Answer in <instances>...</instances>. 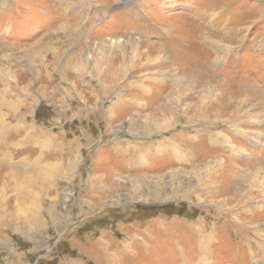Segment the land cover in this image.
Returning <instances> with one entry per match:
<instances>
[{
    "label": "rangeland",
    "instance_id": "obj_1",
    "mask_svg": "<svg viewBox=\"0 0 264 264\" xmlns=\"http://www.w3.org/2000/svg\"><path fill=\"white\" fill-rule=\"evenodd\" d=\"M98 241L264 264V0H0V264Z\"/></svg>",
    "mask_w": 264,
    "mask_h": 264
},
{
    "label": "bare ground",
    "instance_id": "obj_2",
    "mask_svg": "<svg viewBox=\"0 0 264 264\" xmlns=\"http://www.w3.org/2000/svg\"><path fill=\"white\" fill-rule=\"evenodd\" d=\"M4 2H5V0H4ZM173 29L176 30L177 28L173 26ZM206 30H207V29H206ZM197 32H198V31H197ZM194 36H195V38H194ZM200 36H202V38H200ZM208 37H209V35H208L207 33H205V31H204V32H202V31L200 32V31H199V33H194V35L191 37V39H192V43L194 42L195 45H200L201 48H205V45H206L205 43H206V42H203V41H204V40H205V41H206V40H208V41H212V39H209ZM199 38H200V39H199ZM197 39H198V40H197ZM189 41H190V40H189ZM189 41H188V42H189ZM196 41H197V42H196ZM200 41H201V42H200ZM208 41H207V42H208ZM113 42H114V41H113ZM176 42H177V41H176ZM176 42H175V43H176ZM212 42H213V41H212ZM212 42H211V43H212ZM175 43H174V44H175ZM181 43H182V42H181ZM179 44H180V43H179ZM179 44H178V46H179ZM186 44H187V43H186ZM201 44L203 45V47H202ZM214 44H215V43H214ZM178 46H177V47H178ZM192 46H194V45L192 44ZM210 46H211L212 52H213V51H216V49L213 48V45H210ZM194 47H195V46H194ZM186 48L189 49L190 47L187 46ZM223 48H224V47H223ZM188 49H186V50H188ZM189 50H190V49H189ZM204 50L206 51V49H204ZM207 52H208V55L213 54V53L211 52V50H207L206 53H207ZM150 56H151V55H150ZM205 57H206L205 59H207V60H206V63H205L206 65L209 63V60H210V62H213L214 59H216V58H212V59H211V56H205ZM214 57H215V56H214ZM88 58H89V57H88V53H87V54L84 55V59H85V60H88ZM150 58H151V57H150ZM216 60H217V59H216ZM87 62H88V61H87ZM187 63H189V61H188ZM142 65H143V64H142ZM207 66H208V65H207ZM182 69L185 71L186 74H188V73H189V74H202V71L191 70V69H190V66H188V68L182 67ZM199 69H200V68H199ZM174 70H175V69H174ZM205 70H206V69H205ZM114 71H115V72H114ZM114 71H113V72H114V74H115V73H116V70H114ZM118 72H119V71H118ZM207 72H209V71H207ZM210 122H211V121H210ZM209 124H210V123H209ZM234 124H235V123H234ZM146 132H149V130L146 131ZM146 132H145L146 135H149V134L151 135V134H153V132H150V133H148V134H147ZM218 133H219V132H218ZM232 149H233V148H232ZM229 180H230V181H229L230 183L233 182V181H232V178L229 179ZM236 183H237V182H236ZM236 183H233V184H236ZM236 186H238V185L236 184ZM233 189H234V190H232V193H233L234 195H238V196H240V197H239V200L241 201V200H242V196H241V192H239V187H235V185H234V188H233ZM181 196H182V199H183V195H181ZM234 198H235V197H234ZM230 215H231V216H229V215H228V216H229V217H232L233 214H230ZM233 218H234V216H233ZM231 224L233 225V221L231 222ZM229 225H230V224H229ZM235 227H236V226H235ZM239 227H240V225H239ZM237 231H238V230H237ZM119 256H120V255H119ZM116 261H117V260H116Z\"/></svg>",
    "mask_w": 264,
    "mask_h": 264
},
{
    "label": "crops",
    "instance_id": "obj_3",
    "mask_svg": "<svg viewBox=\"0 0 264 264\" xmlns=\"http://www.w3.org/2000/svg\"><path fill=\"white\" fill-rule=\"evenodd\" d=\"M101 241V240H100ZM100 241H98V242H95L96 243V246H98L97 248H96V250H95V252H94V255L97 257V259L99 260H101V259H105V264H107L106 263V259H107V257L109 256H111V255H113V256H115V255H117L118 256V254L119 253H121V255L125 252L124 251V249H120V250H118V249H112V251H110V253L109 252H107L106 250H104L103 248H102V246H100V244H101V242ZM100 243V244H99ZM109 249V248H108ZM109 251V250H108ZM119 251V252H118ZM122 260V259H121ZM68 264V263H67Z\"/></svg>",
    "mask_w": 264,
    "mask_h": 264
}]
</instances>
